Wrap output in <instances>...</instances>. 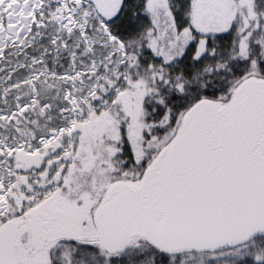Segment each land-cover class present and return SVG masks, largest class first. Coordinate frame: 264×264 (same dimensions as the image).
Here are the masks:
<instances>
[{"label":"snow or ice","instance_id":"obj_1","mask_svg":"<svg viewBox=\"0 0 264 264\" xmlns=\"http://www.w3.org/2000/svg\"><path fill=\"white\" fill-rule=\"evenodd\" d=\"M0 264H264V0H0Z\"/></svg>","mask_w":264,"mask_h":264}]
</instances>
